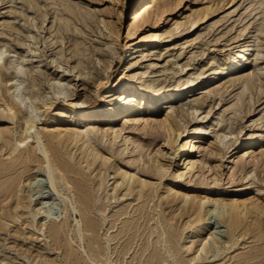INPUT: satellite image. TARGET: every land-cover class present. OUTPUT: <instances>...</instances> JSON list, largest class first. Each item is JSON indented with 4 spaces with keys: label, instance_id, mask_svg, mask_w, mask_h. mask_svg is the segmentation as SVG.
<instances>
[{
    "label": "rangeland",
    "instance_id": "obj_1",
    "mask_svg": "<svg viewBox=\"0 0 264 264\" xmlns=\"http://www.w3.org/2000/svg\"><path fill=\"white\" fill-rule=\"evenodd\" d=\"M172 1L168 9L159 12L152 9L134 30L137 39L145 30H159L165 36L164 40L136 52L135 60L138 58L139 63L135 64L133 59L123 68V47L130 42L128 23L136 6L131 0H0V49H4L0 60V69L4 73L1 84L9 85L15 79L14 63L20 60L23 67L20 75L24 76L29 86L28 92L38 94L33 100L38 106L35 133L20 143L14 142V137L22 132L23 120L9 119L3 115L6 111L0 110V128H9L13 136L9 145L0 148V237L3 238H0V264H92L94 258L98 260L97 264H148L147 257L154 250L166 257L160 264H238L235 253L245 252L259 244L264 246V241L257 242L254 237L245 235L239 238L234 251L229 253L227 250L217 256L211 252L202 253L203 258L197 256L198 252L185 250L183 246L176 257L181 255L187 260L194 256V259L181 261L166 255L163 240L156 247L143 251L139 239L117 260L119 246L116 239H110L108 234L116 232L129 216L139 215L134 209L140 199L134 198L133 194L120 197L125 192L124 186L117 192L118 200L105 198L107 202L113 201L106 210L98 209L97 202L86 209L81 199H88L85 195L88 192L101 195L104 188L111 193L116 182L121 180L119 175L113 176L112 164L132 168L125 157L133 151L116 152L122 147L121 137L115 140L112 150L107 140L96 139L97 146L110 157V165L101 171V175L94 177L93 169L87 168L84 161L78 157L70 158L64 154V148L58 150L46 139L50 127L73 126L74 122L68 115L78 113L70 111L71 104L78 100H82L85 106L100 102L99 94L107 83L126 82L133 73H137L138 83L146 84L154 94L180 84L183 88L181 96L176 99L174 93L162 100L152 113L156 112L160 118L165 111H171L186 132L196 126L202 127L199 135L200 157L205 164L200 163L197 175L187 182H183L186 180L184 177H176L179 165L175 157L168 160L163 176L152 171L143 173V177L153 183L149 202L142 210L151 216L146 226L162 229L165 226L163 213L170 216L180 212L178 205L182 201L166 202L165 199L178 193H208L213 197L238 200L256 196L264 199V194L256 195L258 191L254 188L256 183L264 184V152L260 154L264 144H257V149L246 162L239 158L243 150H252L249 145L242 146L245 144L242 140L261 132L264 138V10L252 8L249 5L251 0H179L178 4L177 0ZM245 44L250 48L246 59L212 80L211 66H224L233 53ZM54 81L62 84V93H46L49 84ZM114 96L113 90L109 89L105 97ZM116 122L120 125L123 121L117 119ZM153 127L158 128L153 122L143 126L127 124L123 134H129L136 141L148 142L155 136ZM225 132L226 136L220 138ZM35 134L40 137L39 140ZM2 143L0 139V147ZM42 146L46 147L49 155H60L69 166L65 171L57 169L58 175L63 173L59 183H62L61 180L68 181L70 189H65L64 194L70 196L74 193L76 200L72 195L70 197L79 210H72L63 195L52 205L48 199L39 203L36 200L29 202L30 194H34L40 184L37 178L46 182ZM235 147L240 151L235 154L234 175L229 177L224 165L227 155ZM75 148L72 143L68 145L71 153H77ZM155 148L151 145L148 151L152 150V154ZM168 150L171 151L170 148ZM254 155L259 156L257 161ZM216 164H220L219 167H215ZM25 167L29 170L22 173L17 192L24 197V201L22 205H17V194H6L4 187L7 184L1 182L18 176ZM249 170L248 178L244 177ZM100 177L104 187L101 189L97 185ZM247 180L253 181L248 184L251 187L241 189ZM122 204L128 205V212L121 214L111 226V214ZM53 205L57 217L47 219L44 209ZM38 210L40 213L33 219L31 214ZM90 218L102 221L94 233L85 229V222ZM4 220L9 223L5 225ZM76 220H79L78 225ZM172 221L174 227L180 230L179 243L202 237L210 228L217 231L221 240L227 242L229 239L227 225L218 221L217 216L211 218V225L210 220L206 223L204 230L193 232L189 216L184 214ZM52 222L62 229L56 241L49 231ZM140 222L145 224L142 219ZM261 227L264 229V218ZM76 228H81V240ZM218 230L221 232L218 233ZM188 235L190 237L187 238ZM152 236L155 238L156 232ZM13 240L21 245H16ZM37 245L44 246L42 251L55 261L36 259L33 254ZM27 246L34 248L33 251H26ZM23 253L29 255L24 256Z\"/></svg>",
    "mask_w": 264,
    "mask_h": 264
},
{
    "label": "bare ground",
    "instance_id": "obj_2",
    "mask_svg": "<svg viewBox=\"0 0 264 264\" xmlns=\"http://www.w3.org/2000/svg\"><path fill=\"white\" fill-rule=\"evenodd\" d=\"M156 1L158 0H131L132 4L136 6L128 23L129 28L127 34L130 42L125 43L123 47V68L133 59L135 64L139 63L138 58L135 60V56H137L135 54L136 52L141 51L144 48L153 47L161 40H164L165 36L159 30H145L142 34H140L141 36L138 39L134 35L135 28L152 9L158 12L163 11L169 8V4L171 5L173 3L172 0H161L158 3H156ZM178 3L179 0L176 1V4ZM249 5L258 10H264V0H251ZM135 38L137 39L136 41H134ZM249 50V46L245 44L233 53L227 62L223 64L224 66H217L213 64L211 66L213 74L210 76L212 80H214L216 76L221 74L223 71H226V69H234L241 64V61L246 59ZM138 55L139 57L142 56V54ZM3 56L4 49H0V60ZM14 66L17 75L9 85L1 84L4 80V73L0 69V110H5L6 112L3 115L9 119L18 118L23 120L21 128L22 132H18V135L14 137V142L20 143L30 137L33 132L35 133L34 122L38 116V106L36 107L34 105L33 100L38 97V94L37 92L32 94L28 92L29 86L26 83L24 76L20 75L23 71L22 62L18 60L14 63ZM138 79V74L133 73L129 81L119 82L116 84L107 83L104 90L99 94L100 102L94 103L93 105L85 106L82 100H78L77 102L71 104L70 111L72 113H78L77 115H68L74 122L73 126L50 127V131L47 133L46 137L48 142L54 144L58 150L64 148L63 150L65 155L70 156L72 159H76L78 157L81 161H84L87 168L93 169L92 171L94 177L98 176V174L101 175V171H104L105 167L110 165V157L105 152L101 151V149L97 146L96 139L104 141L107 140L109 147L112 150L115 140L118 137H121L122 147L118 148L116 152L118 154H122L133 151L125 157L126 162L130 164L132 168H123L122 165L118 163L112 164L113 176L119 175L121 180L116 182L111 193L103 187V178L100 177V181L97 185L100 189L102 187L104 188V193L100 195L97 193L94 194V192H88V194L86 193L85 195H88L90 199H81V201L86 204V209H89L92 204H95L94 202H97L98 209L106 210V207L109 206L111 202L118 200L119 195L117 192L119 188L123 186L125 188V192L122 193L120 197L123 195L133 194L134 198L140 199L139 204L134 209L139 213V215L136 217L134 215L129 216L124 220L122 226L118 228L116 232L108 234L110 239H116V243L119 246L116 253V259L120 260L121 256L126 254L129 248L132 247L139 239H141L139 244L143 247V251L149 247H156V245L163 240L166 255L172 258H175L178 255L179 250H181L183 246L186 247L185 250L192 249L193 252H198L197 256H199V258H203L202 253L203 255H206L208 252H211V254L216 256L227 250L230 253L235 250L234 248L238 243L239 238H242L245 235L248 237H254L257 242H263L264 229L261 227V222L264 218V199H261L259 196L238 200L237 198L227 199L222 196L213 197L208 193L198 195L187 192L174 194V196L166 197L165 199L166 202L178 199L179 201H182L181 205L176 204V206H180V212L177 214L172 213L170 216H165L163 213L162 218H164L163 221L165 226L162 229H158L156 227L151 228L148 225L146 226V223H148L151 216L142 212V210L149 202L148 198L150 197V190L152 189L153 183L143 177V173L146 171H152L161 177L166 173L168 160L171 161V158L175 157L179 165L176 177H184L186 180L183 182H187L193 179L192 177L197 175L196 173L199 164H205V161L200 157L202 155L200 153L202 148L199 135L200 131L203 130L202 127L196 126L194 127V130L186 132L187 130L185 127L178 123L176 116L173 115L171 111H165L164 115L160 118L157 117L156 112L152 113L156 104L160 103L162 100L164 101L170 98L174 93L176 94V99L181 96L183 88L180 87V84L174 85L167 91H158L157 94H154L155 92L149 89L146 84L140 85L138 83ZM109 89H112L115 94L113 98L105 97ZM49 92L62 93V84H60L59 81L50 83L49 90L46 93ZM158 96L160 97L158 98ZM144 111L145 114H143ZM117 119L122 120V124L119 125L118 122L115 123ZM151 122L155 123L158 128L153 127L155 136L148 142L141 140L136 141L135 138L129 134H123V130L127 124H142L143 126L146 124L151 125ZM226 134V132L221 134L220 138H224ZM262 136L263 133L261 132L257 134V136L242 140L245 142L242 146L249 145L252 150L250 152L247 151V149L243 150V153L239 157L241 160L246 162V159L251 156V153L257 149L256 145L259 143L260 145L264 144V138H262ZM12 137V132L9 131V128H0V139L3 141L0 148L3 149L9 145ZM35 137L37 140L40 139V137L36 134ZM70 143H72L73 146H76L75 151H77V153L70 152V149H68V145ZM151 145L156 146L152 154V150L148 151ZM13 148L15 149L16 146H13ZM169 148L171 151L168 150ZM40 149L43 156V171L46 173V182L43 178H37L41 185L38 183L39 186H37L38 188L34 194H30L29 202L31 200H36L39 203L44 199H48L50 201L49 203L52 205L58 202L57 200L59 199V196L63 195V198L69 202L72 210H79V208L73 203L72 198L76 200L74 193L72 192L71 194L72 198L70 197L71 195L68 196L64 194L65 189H70L68 181L61 180L62 183H59V180L61 178L63 179V173L60 172L58 175L57 169L65 171V169H68L69 166L66 162H63L60 155H49L45 146H42ZM239 151L238 147H235L233 148V151L227 155L228 160L226 161V165H224V169L228 171L229 177L234 175V168L237 163V160H235V154ZM263 152L264 149L260 152V154ZM170 154L172 156H170ZM253 157L255 161L259 158L258 155H254ZM96 162H98V164H96ZM219 165L220 164H216L215 167H219ZM27 170H29V167H25L22 171H20L18 176H12L11 178L4 179L1 182L4 185L7 184L4 187V189H6V194L9 196L12 193L17 194V205H22V202L24 201V197L18 195L17 192L20 190V188H18L20 177L22 173ZM250 171L251 170L246 171L244 177L248 178L247 174L251 173ZM251 182L253 181L247 180L241 186V189L251 187L248 186ZM254 188L258 191L256 195L264 194L263 183H256ZM105 198H108V200L112 198L114 200L107 202ZM127 206V204H122L114 212H112L111 226L114 225V222L121 214L128 212ZM54 209L55 207L53 205L52 207L50 206L49 209L47 208L44 209L45 211L43 210L47 219H54L57 217V211ZM39 210L31 214L33 219L36 214H38ZM184 214L189 216V222L192 228L191 232L204 230L206 223H209L210 220L211 225V223L215 220L214 219L211 222V218L213 216H217L218 221L225 223L228 227V241L226 240L227 242H225L221 240L218 237L217 231L210 228L204 235H202V237L185 240L179 243L178 235L180 234V230L177 227H174L172 220ZM8 215L12 216V213L8 212ZM17 215L19 216L18 212ZM159 218L161 219V216ZM140 219L145 221V224L141 223ZM103 221H105V217L103 218ZM101 222L102 221L99 222V220L93 218L87 219L85 222V229L94 233ZM4 223L7 225L9 222L4 220ZM130 223H133V225L130 226ZM76 224H79V220H76ZM138 225L142 226V228L140 229V226ZM42 231V234H44L45 231ZM49 231L51 232L53 239L56 241L60 236L62 229L57 223L52 222L49 225ZM155 232L156 236L153 238L152 234ZM219 232H221V230H218V233ZM76 234L81 240V228H76ZM186 237L188 238L190 236L188 235ZM0 238L3 239L2 236ZM15 241L16 240H13V243H15ZM16 242V245H18L19 242ZM43 248L45 247L37 245L35 248L36 253L33 254L34 257L36 259L54 262L55 259L49 258L47 252L42 251ZM26 249V251L29 250L32 252V249L34 248L31 249L30 246H27ZM253 249L242 253H235L234 257L239 259L237 263L262 264L264 262V246L261 244L255 245ZM23 254L24 256L29 255H26L25 253ZM147 259L148 264H160L161 261L166 260V257L160 255V253H157L154 250L149 254ZM177 259L181 261H192L194 256L185 260L180 255ZM92 261V264H97L96 261L98 260L94 258Z\"/></svg>",
    "mask_w": 264,
    "mask_h": 264
}]
</instances>
